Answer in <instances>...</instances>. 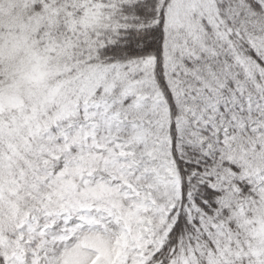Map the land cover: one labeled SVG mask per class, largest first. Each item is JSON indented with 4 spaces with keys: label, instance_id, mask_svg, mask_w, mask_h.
I'll use <instances>...</instances> for the list:
<instances>
[{
    "label": "snow or ice",
    "instance_id": "obj_1",
    "mask_svg": "<svg viewBox=\"0 0 264 264\" xmlns=\"http://www.w3.org/2000/svg\"><path fill=\"white\" fill-rule=\"evenodd\" d=\"M0 264H264V0H0Z\"/></svg>",
    "mask_w": 264,
    "mask_h": 264
}]
</instances>
